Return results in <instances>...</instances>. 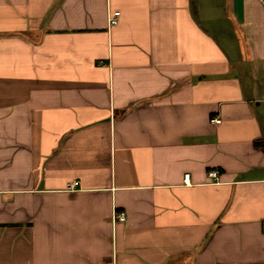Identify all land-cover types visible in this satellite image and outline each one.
I'll use <instances>...</instances> for the list:
<instances>
[{"label": "crops", "instance_id": "0c3cea01", "mask_svg": "<svg viewBox=\"0 0 264 264\" xmlns=\"http://www.w3.org/2000/svg\"><path fill=\"white\" fill-rule=\"evenodd\" d=\"M0 264H264V1L0 0Z\"/></svg>", "mask_w": 264, "mask_h": 264}, {"label": "built area", "instance_id": "2783aa9c", "mask_svg": "<svg viewBox=\"0 0 264 264\" xmlns=\"http://www.w3.org/2000/svg\"><path fill=\"white\" fill-rule=\"evenodd\" d=\"M262 1H264V0H262ZM120 14V11H114V13H113V15H110V23L111 24H115V23H117V16ZM212 121H214V122H220L221 121V119L219 118V117H212ZM218 175H219V171L218 170H214V169H212V170H209V176L210 177H212V178H214V179H216L217 177H218ZM190 179V173H186L185 174V180H189ZM115 217L117 218V219H120V220H125L126 219V213L124 212V211H120V212H117L116 214H115Z\"/></svg>", "mask_w": 264, "mask_h": 264}, {"label": "trees", "instance_id": "16d2710c", "mask_svg": "<svg viewBox=\"0 0 264 264\" xmlns=\"http://www.w3.org/2000/svg\"><path fill=\"white\" fill-rule=\"evenodd\" d=\"M257 145H259V142H256Z\"/></svg>", "mask_w": 264, "mask_h": 264}]
</instances>
